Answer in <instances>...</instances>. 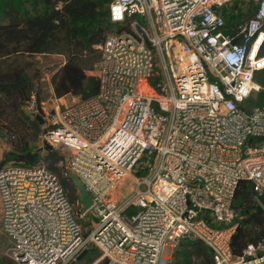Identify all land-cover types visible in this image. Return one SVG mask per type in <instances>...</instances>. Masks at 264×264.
I'll list each match as a JSON object with an SVG mask.
<instances>
[{
    "label": "built area",
    "instance_id": "1",
    "mask_svg": "<svg viewBox=\"0 0 264 264\" xmlns=\"http://www.w3.org/2000/svg\"><path fill=\"white\" fill-rule=\"evenodd\" d=\"M252 1L233 33L222 14L232 0L110 1L122 30L96 47L97 94L38 110L37 149L61 157L92 205L81 212L44 165L8 163L0 210L13 264H77L89 247L93 264H177L163 253L182 240L203 243L214 264H264V245L239 256L230 245L239 184L252 183L256 201L264 191V105L243 108L264 70V0Z\"/></svg>",
    "mask_w": 264,
    "mask_h": 264
},
{
    "label": "trees",
    "instance_id": "2",
    "mask_svg": "<svg viewBox=\"0 0 264 264\" xmlns=\"http://www.w3.org/2000/svg\"><path fill=\"white\" fill-rule=\"evenodd\" d=\"M110 1L0 0V139L7 138L11 144V150L0 161V169L8 163L42 164L59 177L71 203L76 201V194L64 168L58 166L61 157L51 150L36 153L44 129L25 107L34 100L39 110L44 99L38 57L63 58L62 65L50 76L56 99H88L97 94L99 82L88 74L100 59L96 47L109 34L122 30L119 23L108 18ZM256 8L252 0H232L222 10L227 31L235 32L237 25L251 18ZM255 80L261 90L246 99L245 110L264 105V70L256 73ZM146 170H139L137 175H145ZM231 211L236 225L230 242L232 254L241 255L249 244L264 245V210L256 201L252 183L239 184ZM98 257L99 252L91 247L80 261L93 264ZM171 260L177 264H214L209 249L197 240H182L173 250ZM0 264L13 263L1 255Z\"/></svg>",
    "mask_w": 264,
    "mask_h": 264
},
{
    "label": "rangeland",
    "instance_id": "3",
    "mask_svg": "<svg viewBox=\"0 0 264 264\" xmlns=\"http://www.w3.org/2000/svg\"><path fill=\"white\" fill-rule=\"evenodd\" d=\"M37 61H38L37 67L41 75L40 85L43 91V98H44L42 102H44V104L50 107L52 106L53 102L56 100V98L53 96V92H52V88L50 84V76L59 66L62 65L63 58L61 56L59 57L58 56H44V57H38ZM96 63L94 64V66L96 65ZM88 74L92 75L91 73H88ZM63 99L65 101L62 100L61 102L65 103V105H70L73 100V97L67 96V97H64ZM58 104L60 105L59 101L55 105H58ZM10 145L11 144L7 138L0 139V147H10ZM36 149H37V146H36ZM142 162L143 160H141L140 163ZM137 172L138 171H135L134 173H132V176L135 177L137 175ZM132 186H133L132 180L130 178H126L125 180L119 183L117 190H116L117 194L120 195V197L127 195L130 192ZM75 194H76V191H75ZM87 223L88 222L85 221L82 224L85 227ZM9 247H10V243L8 239L6 238V236L3 234L2 229H1V210H0V256L1 255L7 256ZM171 253H172V250L169 247H166L164 249L163 255L164 257H169ZM77 264H83V261H79Z\"/></svg>",
    "mask_w": 264,
    "mask_h": 264
},
{
    "label": "water",
    "instance_id": "4",
    "mask_svg": "<svg viewBox=\"0 0 264 264\" xmlns=\"http://www.w3.org/2000/svg\"><path fill=\"white\" fill-rule=\"evenodd\" d=\"M33 114H34V119L37 121L39 126H43L44 122H43V118L42 116L38 113L37 107L35 106L33 108ZM45 150H51V148L47 145H45ZM40 152L39 149H37L38 153ZM66 175L67 178L69 179L72 187L75 189L76 191V198L80 204V211L81 212H86L92 205V200L91 198L87 195L86 190L84 185L79 182L76 179V176L70 171V170H66ZM257 202L258 204L263 208L264 210V191L262 192V194L257 198ZM86 253V250H84L78 257H77V261H80L82 256ZM74 264V263H71Z\"/></svg>",
    "mask_w": 264,
    "mask_h": 264
},
{
    "label": "crops",
    "instance_id": "5",
    "mask_svg": "<svg viewBox=\"0 0 264 264\" xmlns=\"http://www.w3.org/2000/svg\"><path fill=\"white\" fill-rule=\"evenodd\" d=\"M10 150H11V145L10 147H0V161H2L4 154L8 153Z\"/></svg>",
    "mask_w": 264,
    "mask_h": 264
},
{
    "label": "snow or ice",
    "instance_id": "6",
    "mask_svg": "<svg viewBox=\"0 0 264 264\" xmlns=\"http://www.w3.org/2000/svg\"><path fill=\"white\" fill-rule=\"evenodd\" d=\"M117 11V13H118V10H116Z\"/></svg>",
    "mask_w": 264,
    "mask_h": 264
}]
</instances>
